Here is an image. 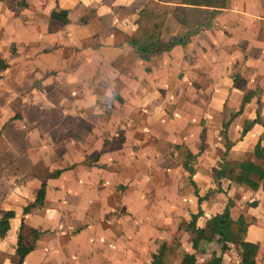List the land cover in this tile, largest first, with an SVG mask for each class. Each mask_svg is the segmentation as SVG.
<instances>
[{
	"label": "crops",
	"instance_id": "0c3cea01",
	"mask_svg": "<svg viewBox=\"0 0 264 264\" xmlns=\"http://www.w3.org/2000/svg\"><path fill=\"white\" fill-rule=\"evenodd\" d=\"M177 6L0 1V264L19 234L23 264H242L232 244L194 247L229 202L264 264L263 189L216 178L264 165V0H228L190 37Z\"/></svg>",
	"mask_w": 264,
	"mask_h": 264
},
{
	"label": "trees",
	"instance_id": "16d2710c",
	"mask_svg": "<svg viewBox=\"0 0 264 264\" xmlns=\"http://www.w3.org/2000/svg\"><path fill=\"white\" fill-rule=\"evenodd\" d=\"M159 1L164 3L178 4L174 12V19L187 30L189 37L198 33L203 27H209L216 13L228 8V0ZM63 18V15H61L59 20L63 22ZM184 42L185 40L180 43ZM250 96L251 94L246 96L245 101H247ZM256 123H263L260 115H258V118L255 121L246 122L242 133V138L245 137V135ZM229 149L230 148L228 147V152ZM256 158L260 161H264V149L260 153L256 154ZM225 177L229 178L234 183L246 185L254 191H258L261 188L264 191V165L262 164H255L253 162H242L238 164L227 163L222 169L216 172V178L218 180ZM45 194L46 186L43 185L42 189L38 192L36 202L33 205L25 208L24 214L30 213V211L37 206H42L45 199ZM233 208L234 204L229 202L224 212L212 219V222L214 223L213 236L210 237L205 233L195 231L194 247L197 249L199 242L202 240L207 242L217 241L222 245V250L226 251L228 249V245L232 244L238 250L242 264H257L259 246L245 241V219L243 216H240L235 221L232 216ZM14 218L15 213L8 212L0 220V238L6 237L9 231V222ZM32 249L33 247H27L25 245L23 235L19 234L16 250V254L19 257L17 264H23L24 260L30 254ZM182 264H196V256L186 255ZM210 264H222V258H214Z\"/></svg>",
	"mask_w": 264,
	"mask_h": 264
}]
</instances>
